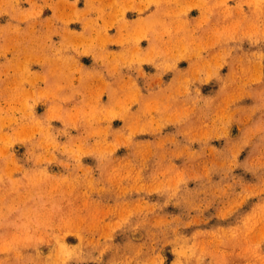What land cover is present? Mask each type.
Returning a JSON list of instances; mask_svg holds the SVG:
<instances>
[{
    "label": "rangeland",
    "instance_id": "1",
    "mask_svg": "<svg viewBox=\"0 0 264 264\" xmlns=\"http://www.w3.org/2000/svg\"><path fill=\"white\" fill-rule=\"evenodd\" d=\"M213 4L154 66L67 93L39 72L51 16L89 29V6L0 0V264H264V0Z\"/></svg>",
    "mask_w": 264,
    "mask_h": 264
},
{
    "label": "crops",
    "instance_id": "2",
    "mask_svg": "<svg viewBox=\"0 0 264 264\" xmlns=\"http://www.w3.org/2000/svg\"><path fill=\"white\" fill-rule=\"evenodd\" d=\"M81 1L90 8L80 15L82 20H90V28L83 30L81 25L68 22L66 10L52 13L51 18L61 21L54 27L59 34L58 49L49 53L48 63L39 70L51 77V84L67 93L95 91L103 83L108 89L114 65L120 66L124 75L129 74L124 68L154 66L167 58L157 56L165 44L157 36L161 34V39H167L166 35L178 38L195 34L193 29L203 28L204 18L214 19L213 3L219 0ZM164 27L170 33H164ZM82 34L105 35L109 43L84 51L75 45ZM140 34L145 37L136 40ZM130 72L134 74L133 70Z\"/></svg>",
    "mask_w": 264,
    "mask_h": 264
}]
</instances>
